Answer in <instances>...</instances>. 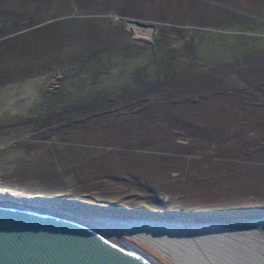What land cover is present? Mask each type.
Here are the masks:
<instances>
[{
    "label": "rangeland",
    "instance_id": "obj_1",
    "mask_svg": "<svg viewBox=\"0 0 264 264\" xmlns=\"http://www.w3.org/2000/svg\"><path fill=\"white\" fill-rule=\"evenodd\" d=\"M7 194L95 224H223L264 264V0H0Z\"/></svg>",
    "mask_w": 264,
    "mask_h": 264
},
{
    "label": "water",
    "instance_id": "obj_2",
    "mask_svg": "<svg viewBox=\"0 0 264 264\" xmlns=\"http://www.w3.org/2000/svg\"><path fill=\"white\" fill-rule=\"evenodd\" d=\"M35 201L48 203L43 198L0 196V264H159L132 243L90 222L32 208ZM150 220H133L140 224L137 238L158 251L156 245L168 250L175 264L263 262L242 232L223 224Z\"/></svg>",
    "mask_w": 264,
    "mask_h": 264
},
{
    "label": "bare ground",
    "instance_id": "obj_3",
    "mask_svg": "<svg viewBox=\"0 0 264 264\" xmlns=\"http://www.w3.org/2000/svg\"><path fill=\"white\" fill-rule=\"evenodd\" d=\"M36 202H34V203L31 202L32 208L54 210V209L49 208V207H43V206L37 205V204H35ZM44 206H48V205H44ZM69 215H71V214H69ZM72 216H74V215H72ZM75 217H78V216H75ZM78 218L83 219V220H85L87 222H90V223L98 226L99 228H101V229H103L105 231H107V228L108 229H113V230H116V231L126 232V233L127 232L128 233L129 232L133 233L135 231L137 232L138 230H140V229H137L138 228L137 224H139V223L134 222L133 220L110 219V218L102 219V217H100V218H97L98 223L95 224V223H93V222H91V221H89L87 219H84V218H81V217H78ZM146 221H148V220H146ZM139 226H140V224H139ZM107 232L112 234V235H114L113 233H111L109 231H107Z\"/></svg>",
    "mask_w": 264,
    "mask_h": 264
}]
</instances>
